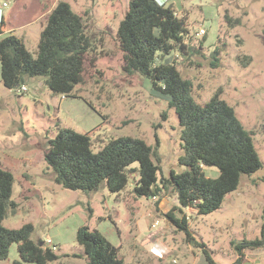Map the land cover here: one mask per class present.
<instances>
[{"label":"rangeland","instance_id":"374dc122","mask_svg":"<svg viewBox=\"0 0 264 264\" xmlns=\"http://www.w3.org/2000/svg\"><path fill=\"white\" fill-rule=\"evenodd\" d=\"M58 1L8 0L3 9L7 33L22 38L35 57L49 9ZM64 1L85 17L93 40L83 81L72 95L53 93L44 76L26 79V91L10 89L1 80L0 62V162L14 173L17 204L4 225L33 223L32 238L44 247H51L46 242L51 239L60 255L48 264H88L85 256H74L84 253L76 239L83 225L119 246L126 264H207L204 249L218 264H237L235 246L260 236L264 207V0H158L173 2L186 22L185 46L176 45L173 61L192 81L196 101L204 104L221 89V97L253 132L263 162L259 170L242 175L239 187L208 214L180 206L172 189L157 197L136 196L138 162L118 193L105 183L85 192L55 181L44 154L62 127L88 134L95 152L118 136L145 139L156 150L158 183L172 170L188 169L179 162L182 127L174 108L151 93L140 73L123 68L117 32L130 0ZM203 169L208 176L219 174L216 166ZM169 211L187 218L189 235L166 216ZM16 259L20 255L13 243L3 263ZM241 264H264V246L244 249Z\"/></svg>","mask_w":264,"mask_h":264},{"label":"trees","instance_id":"16d2710c","mask_svg":"<svg viewBox=\"0 0 264 264\" xmlns=\"http://www.w3.org/2000/svg\"><path fill=\"white\" fill-rule=\"evenodd\" d=\"M1 3V0H0ZM186 22L179 17L173 2L130 0L121 20L117 38L123 52L126 73H140L151 93L165 99L179 117L183 154L179 162L188 169L171 171L158 183L160 165L153 159L156 150L145 139L123 135L111 138L99 151L92 149L88 134L62 127L48 140L45 160L55 174V181L64 188L93 192L105 183L111 192H121L136 172L139 176L133 188L136 196L157 197L170 189L177 193L180 206L194 207L199 214L219 209L228 193L236 190L242 175L259 170L262 159L256 148L253 132L238 117L234 106L221 97V89L201 104L193 95V83L184 78L173 61L176 45L184 48ZM93 40L82 14L72 5L59 0L51 9L39 40L35 57L24 40L6 32V22L0 23V62L3 84L14 89L26 79L44 76L55 94L72 95L83 81L85 63L92 50ZM159 142V141H158ZM216 166V177L206 175L203 167ZM14 173L0 162V264H48L60 258L50 247L32 238L34 224L17 228L4 225L9 209H15L12 199ZM166 216L179 228L186 230V217L174 211ZM260 236L236 244L241 264L244 249L264 246V207ZM76 239L84 248L88 264H126L119 246L113 244L98 229L80 226ZM17 243L20 259L3 263L10 247ZM207 264H218L211 253L203 250Z\"/></svg>","mask_w":264,"mask_h":264},{"label":"built area","instance_id":"2783aa9c","mask_svg":"<svg viewBox=\"0 0 264 264\" xmlns=\"http://www.w3.org/2000/svg\"><path fill=\"white\" fill-rule=\"evenodd\" d=\"M7 5H8V0H1L0 9L3 7H6ZM16 89L21 90V91H26L27 87L25 85H22V86L16 87ZM46 242L50 244V246H51L50 248H53V249L55 248L54 246L51 245V243H52L51 239H48Z\"/></svg>","mask_w":264,"mask_h":264},{"label":"crops","instance_id":"0c3cea01","mask_svg":"<svg viewBox=\"0 0 264 264\" xmlns=\"http://www.w3.org/2000/svg\"><path fill=\"white\" fill-rule=\"evenodd\" d=\"M53 7H54V6H53ZM53 7H52V8H53ZM4 8H5V7H3V8L0 9V20H2V18H4V20H5V13L3 12V9H4ZM49 11H51V9H49ZM49 11H48V12H49ZM5 22H6V20H5ZM0 23H1V21H0ZM6 32H8V31H7V28H6ZM140 248H141V247H140Z\"/></svg>","mask_w":264,"mask_h":264}]
</instances>
